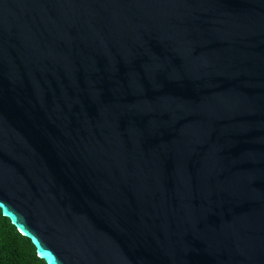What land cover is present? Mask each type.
Here are the masks:
<instances>
[{
  "label": "water",
  "instance_id": "95a60500",
  "mask_svg": "<svg viewBox=\"0 0 264 264\" xmlns=\"http://www.w3.org/2000/svg\"><path fill=\"white\" fill-rule=\"evenodd\" d=\"M0 210L46 264H264V0H0Z\"/></svg>",
  "mask_w": 264,
  "mask_h": 264
},
{
  "label": "trees",
  "instance_id": "16d2710c",
  "mask_svg": "<svg viewBox=\"0 0 264 264\" xmlns=\"http://www.w3.org/2000/svg\"><path fill=\"white\" fill-rule=\"evenodd\" d=\"M0 264H46L30 239L22 236L0 210Z\"/></svg>",
  "mask_w": 264,
  "mask_h": 264
}]
</instances>
